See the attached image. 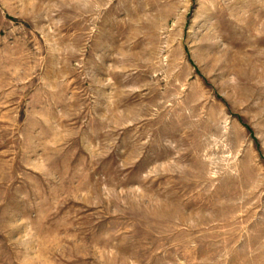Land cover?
I'll list each match as a JSON object with an SVG mask.
<instances>
[{"label":"rangeland","instance_id":"374dc122","mask_svg":"<svg viewBox=\"0 0 264 264\" xmlns=\"http://www.w3.org/2000/svg\"><path fill=\"white\" fill-rule=\"evenodd\" d=\"M0 264H264V0H0Z\"/></svg>","mask_w":264,"mask_h":264}]
</instances>
